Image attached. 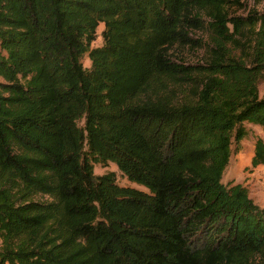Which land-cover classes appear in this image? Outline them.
Returning <instances> with one entry per match:
<instances>
[{"label":"trees","instance_id":"obj_1","mask_svg":"<svg viewBox=\"0 0 264 264\" xmlns=\"http://www.w3.org/2000/svg\"><path fill=\"white\" fill-rule=\"evenodd\" d=\"M260 2L0 0V264H264Z\"/></svg>","mask_w":264,"mask_h":264},{"label":"rangeland","instance_id":"obj_2","mask_svg":"<svg viewBox=\"0 0 264 264\" xmlns=\"http://www.w3.org/2000/svg\"><path fill=\"white\" fill-rule=\"evenodd\" d=\"M259 7L264 10V0L260 2ZM102 27V24L98 25L96 29V38L91 44L92 47L101 45L102 38L100 34ZM174 53L178 57H180L181 55L186 61L196 60L197 54H199L187 49H179L178 52L175 51ZM82 63L84 67H88L90 61L86 56H84L82 58ZM258 90L260 95L264 94V81L259 83ZM244 125L247 129V134L238 143L239 147L237 150H235V144H232V153L228 166L226 167V170L222 177V182L226 183L227 181H233L234 183L242 184L247 188L249 196L252 198V200L257 205L264 207V164L252 166L250 161L253 155V146L255 139L257 137H262L263 131L258 125L249 123H245ZM93 171L94 174L97 175L113 171L115 173L116 181L119 185L142 189L141 187L129 182L125 177H123L113 163H108L107 165L95 164ZM38 198L45 199L46 197L39 196Z\"/></svg>","mask_w":264,"mask_h":264}]
</instances>
